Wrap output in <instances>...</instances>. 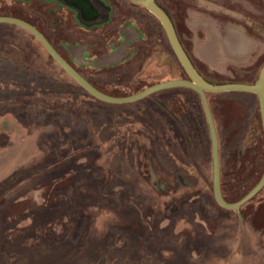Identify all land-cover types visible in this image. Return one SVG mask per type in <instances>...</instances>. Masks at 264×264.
Returning a JSON list of instances; mask_svg holds the SVG:
<instances>
[{"label":"rangeland","instance_id":"1","mask_svg":"<svg viewBox=\"0 0 264 264\" xmlns=\"http://www.w3.org/2000/svg\"><path fill=\"white\" fill-rule=\"evenodd\" d=\"M157 2L203 79L257 82L264 0ZM3 7L0 16L12 12ZM142 24L144 61L76 70L113 98L188 80L160 23L150 15ZM206 97L222 196L234 204L264 177L258 99ZM0 264H264V188L238 210L218 205L209 126L195 92L172 88L133 103L98 101L30 33L0 24Z\"/></svg>","mask_w":264,"mask_h":264},{"label":"flooded vegetation","instance_id":"2","mask_svg":"<svg viewBox=\"0 0 264 264\" xmlns=\"http://www.w3.org/2000/svg\"><path fill=\"white\" fill-rule=\"evenodd\" d=\"M122 1L0 0V4L4 6L3 8L7 9V11H12L9 15H3L0 18L19 20L33 27L67 64L91 84L76 68L103 71L109 68L117 69L124 64L132 65L137 59L141 60L142 58L141 61L146 59L145 57H140L139 52L145 42V30H147L143 26L142 20L145 18L148 21V17L153 15L143 6L130 0H125V3ZM155 2L161 10L164 9L158 4L157 0ZM133 6L143 11L140 13V17L134 16L133 13L127 14L124 11L132 12ZM27 7L30 8V12L27 11ZM34 14H42L43 16L39 15L37 17L38 20H36ZM167 16L170 18L177 33L171 17L169 14ZM41 22H43V25ZM0 24L13 25L30 33L58 65L41 41L28 29L12 23ZM97 50L100 51L95 54ZM184 50L187 53L185 48ZM63 53H66V55L63 56ZM188 57L190 58L189 55ZM161 68L165 69L164 66ZM143 69L145 74L147 68L144 67V64L140 66L139 72L142 73ZM93 74L96 73L93 72ZM102 81L100 82L105 83V81ZM93 87L96 88L95 86ZM156 104L167 114L168 107L166 102L158 99Z\"/></svg>","mask_w":264,"mask_h":264},{"label":"water","instance_id":"3","mask_svg":"<svg viewBox=\"0 0 264 264\" xmlns=\"http://www.w3.org/2000/svg\"><path fill=\"white\" fill-rule=\"evenodd\" d=\"M131 2L143 6L150 14H152L161 24L170 47L181 65L183 71L188 77V80H176L170 82H164L153 85L140 93L125 97V98H113L103 94L89 84L82 76H80L69 64H67L50 46V44L44 39V37L38 33L30 25L15 19L0 18V23H12L20 25L30 32H32L45 46L50 55L58 63V65L77 83L84 91L98 101L110 104H126L133 103L144 98L149 97L157 92L172 89V88H188L196 92L203 104L205 115L207 118L209 132L211 136L212 145V165H213V191L216 202L220 207L226 210H238L245 203L250 201L264 188V177L260 182L249 192L244 198L234 204H229L224 201L220 184V163H219V142L216 132L215 123L211 114V110L208 104L207 94H223V93H248L257 96L259 103V110L261 115L262 128H264V69L259 74L258 80L254 85H247L241 83L230 84H212L203 79L195 69L190 58L185 52L182 44L179 41L175 28L167 16V14L161 10L155 0H130Z\"/></svg>","mask_w":264,"mask_h":264},{"label":"crops","instance_id":"4","mask_svg":"<svg viewBox=\"0 0 264 264\" xmlns=\"http://www.w3.org/2000/svg\"><path fill=\"white\" fill-rule=\"evenodd\" d=\"M136 70H137V68H132V70L129 72V73H131V78L133 79L134 77H136V75H135V73H136ZM131 79V80H132ZM164 91V90H163ZM140 93V92H139ZM134 95H136V94H134ZM148 98V97H147ZM145 99V98H144ZM143 100V99H142ZM140 101V100H139Z\"/></svg>","mask_w":264,"mask_h":264},{"label":"trees","instance_id":"5","mask_svg":"<svg viewBox=\"0 0 264 264\" xmlns=\"http://www.w3.org/2000/svg\"><path fill=\"white\" fill-rule=\"evenodd\" d=\"M163 10H164V12H166L165 9H163ZM166 13H167V12H166ZM167 14H168V13H167ZM212 84H215V83H212ZM186 89H188V88H186ZM189 90H190V89H189ZM191 91H192V90H191ZM193 92H194V91H193ZM195 93H196V92H195ZM196 94H197V93H196Z\"/></svg>","mask_w":264,"mask_h":264}]
</instances>
